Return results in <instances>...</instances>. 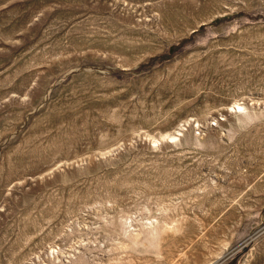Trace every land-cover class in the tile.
<instances>
[{
  "label": "rangeland",
  "instance_id": "obj_1",
  "mask_svg": "<svg viewBox=\"0 0 264 264\" xmlns=\"http://www.w3.org/2000/svg\"><path fill=\"white\" fill-rule=\"evenodd\" d=\"M0 264H264V0H0Z\"/></svg>",
  "mask_w": 264,
  "mask_h": 264
}]
</instances>
